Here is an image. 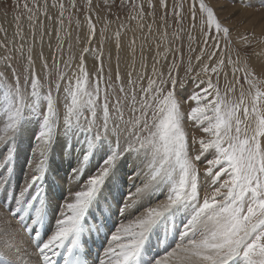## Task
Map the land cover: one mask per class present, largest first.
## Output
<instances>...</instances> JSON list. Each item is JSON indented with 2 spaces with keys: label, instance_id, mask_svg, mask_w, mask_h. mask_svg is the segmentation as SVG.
<instances>
[{
  "label": "snow or ice",
  "instance_id": "snow-or-ice-1",
  "mask_svg": "<svg viewBox=\"0 0 264 264\" xmlns=\"http://www.w3.org/2000/svg\"><path fill=\"white\" fill-rule=\"evenodd\" d=\"M211 4L0 0V264H264V39Z\"/></svg>",
  "mask_w": 264,
  "mask_h": 264
},
{
  "label": "rangeland",
  "instance_id": "rangeland-1",
  "mask_svg": "<svg viewBox=\"0 0 264 264\" xmlns=\"http://www.w3.org/2000/svg\"><path fill=\"white\" fill-rule=\"evenodd\" d=\"M4 2L7 3V0H4ZM249 3L252 4V7L246 6ZM211 6L216 11L219 20L225 26L229 27L230 30L232 31L234 42L238 37L242 35L255 36L257 38L264 39V6H262L261 0H244L243 3H241V0H212ZM249 22L250 24H247ZM10 24H11V15H9L7 21H5L3 11L0 10V27H10ZM259 24L261 29L259 28ZM256 25L258 26L256 27ZM228 71L230 74L231 69H229ZM221 83L222 84L224 83L223 79ZM0 109H2V106H0ZM192 134H195L197 136L203 135V133H200L198 131L197 132L190 131V135ZM25 139H28V137L26 136L24 140ZM48 179L51 180L50 178ZM20 180H22V178ZM66 182L67 179L64 182V184H66ZM58 193H59L58 187L52 189L51 194H54V198L56 199V201L59 202L62 201L63 199L61 200L56 196V194ZM123 195L124 193L122 194V196Z\"/></svg>",
  "mask_w": 264,
  "mask_h": 264
},
{
  "label": "bare ground",
  "instance_id": "bare-ground-1",
  "mask_svg": "<svg viewBox=\"0 0 264 264\" xmlns=\"http://www.w3.org/2000/svg\"><path fill=\"white\" fill-rule=\"evenodd\" d=\"M246 20H248V19H246ZM247 24H250V22ZM260 24H259V28H260ZM257 26L258 25H256V27ZM259 32H260V30H259ZM29 150H30L29 139H25V140H23V142L20 146V154L18 157L19 159L17 160L16 169L12 173L11 178L9 180V183L7 185V188L9 190V195L14 194L15 191L18 189L19 185L24 180V177H25L24 167H25L26 160L29 157ZM75 162L76 161H75V158L73 156H69L66 154L64 155L63 153L59 152L58 149H57V154H55L51 159V162H50V165H51V172L50 173L51 174L46 178L45 187L50 190V193L52 192V189H55L56 187H58L59 193L56 194V196L61 200L64 198V192H63L62 185L64 184V182L67 179L68 172H70L72 167L75 166ZM126 171H127V165H123L121 168L122 174L120 176V179L116 182L117 189L127 187V177L123 175V173ZM21 178H22V180H20ZM48 178H50L51 180H49ZM18 180H19V182H18ZM123 193H124L123 191H119V192H117V195L119 197H122ZM125 194L126 193H124V195ZM116 215L117 214L114 213L113 217L108 218L107 222H108L109 226L115 225ZM96 239L99 241L100 237H96ZM102 254H103V252H102Z\"/></svg>",
  "mask_w": 264,
  "mask_h": 264
}]
</instances>
